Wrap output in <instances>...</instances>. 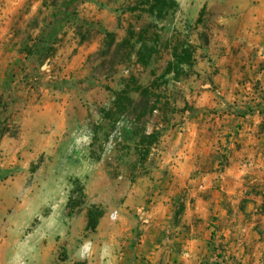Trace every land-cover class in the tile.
<instances>
[{
  "label": "rangeland",
  "instance_id": "obj_1",
  "mask_svg": "<svg viewBox=\"0 0 264 264\" xmlns=\"http://www.w3.org/2000/svg\"><path fill=\"white\" fill-rule=\"evenodd\" d=\"M172 1L0 0L2 261L86 264L111 242L94 211L134 264H264L248 174H229L239 132L215 152L185 136L264 120V0ZM184 43L192 66L165 77Z\"/></svg>",
  "mask_w": 264,
  "mask_h": 264
},
{
  "label": "crops",
  "instance_id": "obj_2",
  "mask_svg": "<svg viewBox=\"0 0 264 264\" xmlns=\"http://www.w3.org/2000/svg\"><path fill=\"white\" fill-rule=\"evenodd\" d=\"M233 129H236L239 135L229 138L228 145L224 144L225 147L228 146L227 152L232 161L229 174L238 180V186H242L244 182L243 175L248 174V184H251L252 188L246 191H248L247 194L251 199L250 203H259V218L264 225V120L259 119L258 116L242 117L240 121L231 119L223 123L193 120L187 124L185 136L191 135L193 140L197 141L195 146L203 149L207 145L208 152H215L216 138L223 141L224 137L229 135V131ZM230 180L235 182L231 178ZM116 224L107 218L100 221L99 228H97V238L99 236L108 237L109 235L111 242L106 244L107 242L96 239L88 242L83 251L88 259L86 264H134L130 254L127 253V256L125 253L121 254V249L113 244L115 239L114 226ZM107 226H110L108 232ZM133 231L134 227H127L123 228L120 234L123 239L130 241L134 236ZM211 235L213 237L214 233ZM129 241H125L123 244L126 245ZM100 243H105V246L100 245ZM0 264H7V260L2 261V250H0Z\"/></svg>",
  "mask_w": 264,
  "mask_h": 264
},
{
  "label": "trees",
  "instance_id": "obj_3",
  "mask_svg": "<svg viewBox=\"0 0 264 264\" xmlns=\"http://www.w3.org/2000/svg\"><path fill=\"white\" fill-rule=\"evenodd\" d=\"M170 2L175 6L176 3L172 0H153L152 11H155L157 8H159L160 10L168 9ZM192 48L193 47L187 43L181 44L179 47L174 48V51L172 53L173 60L169 63L168 68L165 71V77L174 75L175 80L181 79L182 75L185 73V66H192ZM143 141V145H147L148 148H150V146L152 145L150 137L143 138ZM102 217L103 213H95L94 211H91L89 213L88 229L95 232Z\"/></svg>",
  "mask_w": 264,
  "mask_h": 264
}]
</instances>
